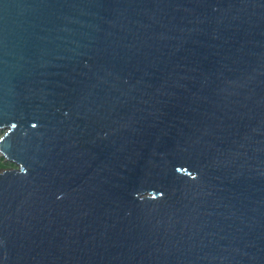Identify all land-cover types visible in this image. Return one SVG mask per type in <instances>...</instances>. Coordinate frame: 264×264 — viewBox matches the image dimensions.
<instances>
[{
	"label": "water",
	"instance_id": "1",
	"mask_svg": "<svg viewBox=\"0 0 264 264\" xmlns=\"http://www.w3.org/2000/svg\"><path fill=\"white\" fill-rule=\"evenodd\" d=\"M0 264H264V0H0Z\"/></svg>",
	"mask_w": 264,
	"mask_h": 264
},
{
	"label": "rangeland",
	"instance_id": "2",
	"mask_svg": "<svg viewBox=\"0 0 264 264\" xmlns=\"http://www.w3.org/2000/svg\"><path fill=\"white\" fill-rule=\"evenodd\" d=\"M3 131L0 130V135ZM15 167V164L11 161L6 160L3 156L0 155V170L7 169V168H13Z\"/></svg>",
	"mask_w": 264,
	"mask_h": 264
}]
</instances>
